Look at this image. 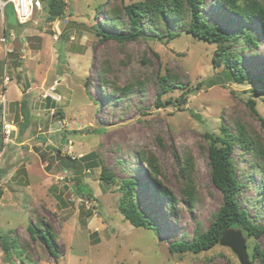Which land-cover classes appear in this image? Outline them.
<instances>
[{
  "label": "rangeland",
  "instance_id": "obj_1",
  "mask_svg": "<svg viewBox=\"0 0 264 264\" xmlns=\"http://www.w3.org/2000/svg\"><path fill=\"white\" fill-rule=\"evenodd\" d=\"M52 1L41 0L42 9L26 24L18 22L13 4L0 5V100L7 99L13 124L10 139L0 130V264H240L220 244L200 254L170 246L206 232L223 202L211 181L206 135L223 136V125L234 132L240 124L264 148V123L249 105L255 101L264 120L260 88L230 81L225 66L214 64L218 45L180 28L171 27L180 34L173 40L157 38L168 35L166 28L125 43L97 35V29L125 33L128 16L113 26L110 11L143 0H59L64 14L55 21ZM204 1L208 23L229 34L243 29L255 35L258 46L243 41L230 50L264 80L262 25ZM21 39L24 53L14 45ZM100 69L107 71L109 88L102 89ZM163 80L170 89L162 94ZM168 101L174 104H158ZM92 152L102 165L78 174L81 159ZM139 156L156 159L161 174ZM186 160L191 165L183 180ZM254 160L235 148L238 177L246 183L241 206L264 226V173ZM103 166L115 183L102 180ZM133 178L140 208L159 231L134 227L120 211V183ZM32 225L50 230L56 255L31 234ZM246 240L250 257L256 244L264 247V233Z\"/></svg>",
  "mask_w": 264,
  "mask_h": 264
},
{
  "label": "trees",
  "instance_id": "obj_2",
  "mask_svg": "<svg viewBox=\"0 0 264 264\" xmlns=\"http://www.w3.org/2000/svg\"><path fill=\"white\" fill-rule=\"evenodd\" d=\"M223 5L231 13L240 16L244 21H258L264 29V4L261 0H215ZM205 5L204 0H143L128 4L123 7L122 12L111 10V23L113 26L121 25L120 18L126 15L129 18L128 29L125 33H117L112 31H103L97 29V35L106 39H115L119 43L138 40L147 36L148 32H157L160 28H166L168 35H160L157 38L163 40L165 38L173 40L180 34L172 33L171 27L180 28L182 32L192 34L196 38L218 45L217 53L214 56V64L216 67L225 66L226 75L229 80L236 84H244L247 81L258 86L264 94V80L251 75L242 65L241 55L230 47L241 42H247L248 45L258 46L255 35L248 30H241L238 34H229L218 27L216 24L208 23L203 17L202 8ZM64 9L59 0H54L50 3L51 20L55 21L62 17ZM101 75L102 89L109 88L105 76L106 69L99 70ZM175 83L174 87H178ZM112 94H117L118 89L110 87ZM161 93L169 91L170 87L166 80L162 81ZM184 89V87H180ZM126 91V90H124ZM161 95V94H160ZM182 103H186V99H181ZM158 104L164 107L166 104H174L172 101ZM251 111L254 115L264 120L259 115L256 109V102L249 101ZM63 118V116H61ZM60 118V119H61ZM234 132L227 125H223V136H215L207 134L211 140L209 150V159L211 166V181L213 185L220 191L223 196V202L218 211L214 215V220L206 232L197 234L194 240L190 243L175 242L170 248L173 252H192L200 254L207 252L216 247L223 236L229 229L242 230L247 238H259L264 233V226L257 225L248 215V212L241 206L243 192L246 188V183L242 182L238 177L237 165L234 161L235 148L240 147L247 153H251L254 157V165L260 167L264 173V148L259 145L258 137L255 133L248 131L244 126L237 124ZM1 140V139H0ZM138 160L144 161L153 173L160 175L161 171L158 167L156 159L152 157L139 156ZM66 167V160H63ZM83 166L80 173H83L90 168L99 167L100 163L98 155L94 152L88 154L81 159ZM190 160H186V166L181 169L180 178L187 179L190 170ZM71 167V166H70ZM77 172V170L75 171ZM102 180L106 184L115 183V179L107 173L106 167L103 166ZM77 181L78 190L81 193H87L86 189L80 185V179ZM139 185L137 180L126 179L120 183V190L123 192V197L120 201V211L136 228L152 229L159 231L157 227L152 228L150 220L145 217L144 212L140 208L137 196L134 192L136 186ZM191 188V187H190ZM189 188V189H190ZM186 193V188L184 189ZM2 194V193H0ZM163 196L169 194L163 191ZM263 195V194H262ZM88 197H91L89 194ZM264 198V197H263ZM194 201H189L192 203ZM32 235H36L50 249L51 253L55 254L52 244V233L50 230L40 231L36 226L30 227ZM15 250L20 253V249L14 246ZM249 248V246H248ZM8 250H6V253ZM252 262L255 264H264V247L256 244L251 256Z\"/></svg>",
  "mask_w": 264,
  "mask_h": 264
},
{
  "label": "built area",
  "instance_id": "obj_3",
  "mask_svg": "<svg viewBox=\"0 0 264 264\" xmlns=\"http://www.w3.org/2000/svg\"><path fill=\"white\" fill-rule=\"evenodd\" d=\"M8 4L14 5L15 13L20 24H25L28 20H30L36 10L42 9L41 0H0L2 10H4ZM8 83L9 79L6 78L4 86H6ZM0 95L5 96V92H2ZM6 100V98L5 100H0L2 103V105L0 104V130L5 136L4 139H10L11 128H13V124L8 121L9 116Z\"/></svg>",
  "mask_w": 264,
  "mask_h": 264
},
{
  "label": "water",
  "instance_id": "obj_4",
  "mask_svg": "<svg viewBox=\"0 0 264 264\" xmlns=\"http://www.w3.org/2000/svg\"><path fill=\"white\" fill-rule=\"evenodd\" d=\"M14 45L16 49L24 53V49H23L24 39H21L20 42L15 41ZM195 118L197 120H200L199 115H196ZM219 244L221 246L230 248L234 252V254L237 255L240 264H254L248 252L247 240L242 230H236V229L227 230L223 234Z\"/></svg>",
  "mask_w": 264,
  "mask_h": 264
},
{
  "label": "clouds",
  "instance_id": "obj_5",
  "mask_svg": "<svg viewBox=\"0 0 264 264\" xmlns=\"http://www.w3.org/2000/svg\"><path fill=\"white\" fill-rule=\"evenodd\" d=\"M3 1H5V0H3ZM14 6V5H13ZM6 8V7H5ZM37 11V10H36ZM17 17V16H16ZM19 22V21H18ZM26 24V23H25Z\"/></svg>",
  "mask_w": 264,
  "mask_h": 264
},
{
  "label": "crops",
  "instance_id": "obj_6",
  "mask_svg": "<svg viewBox=\"0 0 264 264\" xmlns=\"http://www.w3.org/2000/svg\"><path fill=\"white\" fill-rule=\"evenodd\" d=\"M50 107V106H49ZM49 107H47V108H49ZM53 109V108H52ZM54 110V109H53Z\"/></svg>",
  "mask_w": 264,
  "mask_h": 264
}]
</instances>
